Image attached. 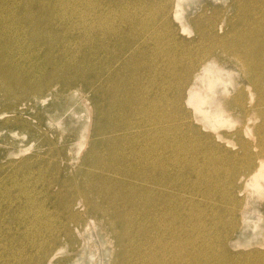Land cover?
Wrapping results in <instances>:
<instances>
[{
    "label": "rangeland",
    "instance_id": "374dc122",
    "mask_svg": "<svg viewBox=\"0 0 264 264\" xmlns=\"http://www.w3.org/2000/svg\"><path fill=\"white\" fill-rule=\"evenodd\" d=\"M58 1L61 4L57 5L62 9L53 5ZM63 1L18 0V10L21 12L18 13L19 37H12L11 41L5 44L7 54L0 60V85L9 87L8 91L0 87V264H149L153 257L159 256L157 259H161L157 244L155 248L148 246L150 243L147 233L151 228L153 230L155 226H160L158 223L147 221L149 226L146 227V220L133 221L131 216H128L126 220L129 226L126 227V220L116 217L118 208L132 211V206L130 209L129 204L123 202L127 195L125 190L132 177L139 178L135 182L137 186H142V190L147 188L143 186L153 181L156 195L167 197L161 204L162 207L169 208L172 203L175 204V198L179 197L182 205L193 212L194 219L187 222L177 219L174 222L176 215L171 211L167 217V224L175 223L176 227H180L182 232L176 240L179 242V239H182L180 242L183 244L189 242L185 231L194 232V227L198 229L192 238L193 243L188 245V250L193 253L192 258L183 253L185 256H180V263L183 259L185 264H264V163H261L264 159V102H259L261 96L264 98V88L254 85L255 77L264 73L256 64L247 69L245 67L247 61L252 60H245L248 57L245 53L252 45L249 33L256 34L255 37L262 42L255 51L260 50L259 57L264 58V27L258 28V25L254 24L259 19H264V14L262 15L259 9L262 3L257 0ZM177 4H180L179 8ZM99 6L104 8L99 10ZM132 8L135 12L143 8L144 11L137 12V16ZM169 10H173L172 13H167V16L171 14L168 17L172 25L167 24L166 27L163 26V17ZM123 11L130 15L127 16ZM103 15L109 18L106 19ZM154 20L159 22H152ZM40 21L43 23L40 24ZM9 23L11 27L14 26L11 20ZM44 27L54 28L50 30L51 28ZM168 27H173V32H168L172 30ZM97 28L101 30L98 31ZM33 30L36 33V30L43 34L50 33L52 36L49 34L50 37L44 41L53 42L54 45L48 48L44 42L40 43L41 41L35 39V34H32ZM154 30L157 32H152ZM71 31L74 34H71ZM88 32L91 33L88 35ZM83 34H86L85 37ZM159 38L161 39L158 40ZM126 45H131L132 48H124ZM184 46H188V52L192 53L191 55L187 52L185 58L188 60L191 55L192 59L187 61L183 57V66L181 62L177 66L175 62L178 52ZM169 48L173 50L170 55L167 53ZM64 49L68 60L71 59L74 63L70 61L56 65L58 69L61 66L66 71L64 80L62 70L57 71L55 78L49 79V71L55 67V59L65 61L63 55H60ZM174 52L177 55L174 56ZM251 55L252 53L249 56ZM200 58H204L201 65L206 78L200 81L198 87L205 98V104L204 109L197 113L195 105H189L185 94L177 91V88L185 72L187 73V63L196 59V66ZM169 60L173 61L169 63ZM142 64L145 66H141ZM3 68L13 71L18 80H11L10 74L3 73ZM73 68L80 73L72 71ZM146 69L157 70L159 73L162 71L164 74H156L155 79L157 82L163 80L161 84L165 87L161 84L142 82L149 92L148 99L152 98L150 102L144 103V108L154 120L145 121L142 115H138L140 120L134 126L133 136L130 138V133L125 135L124 142L121 138L122 130L127 134L124 124L128 123L131 113L123 115L122 108L128 106L125 100V95L128 94L126 92H133L136 83L135 80L132 81V86L125 80H131L130 78L140 71L145 70L147 73ZM171 70L175 71L172 73ZM251 75L254 76L252 79ZM110 78V81L114 80L115 85L106 84ZM96 79L99 89H96L97 85L89 86L84 82ZM22 81L26 84H22ZM262 82L264 83V80ZM125 83L127 89H124ZM110 86L112 90H108ZM39 87L43 89L41 94L36 92ZM137 94L138 92H133L129 97L138 100ZM156 96L158 98L152 101ZM111 98L115 99L114 105L119 108L105 112V107L112 105ZM204 114L215 116L217 121L206 120ZM106 123L111 126L108 129H111L97 135L99 126ZM149 129L150 136L147 132ZM120 148L122 153L118 155ZM103 181L105 187L114 186L120 190L116 200L112 199L113 195H108L109 190L103 194ZM207 191L213 193L216 199L208 197ZM139 193L144 194L143 191ZM146 201L140 197L133 202L137 210L146 211ZM194 204L199 205L194 208ZM200 210L203 221L197 223L194 215ZM164 225L162 223L160 228ZM138 229H142L141 232ZM160 238L170 239L164 234H160L158 240ZM208 240L209 245L206 246ZM169 241L166 253L175 250L172 246L176 242L172 238ZM32 245L35 246L32 248ZM147 246L150 251L146 249ZM9 247L14 251H9ZM151 251L155 253L152 254ZM150 252L152 260L141 261L139 256L143 257ZM170 257L169 253L167 260H170Z\"/></svg>",
    "mask_w": 264,
    "mask_h": 264
},
{
    "label": "bare ground",
    "instance_id": "6f19581e",
    "mask_svg": "<svg viewBox=\"0 0 264 264\" xmlns=\"http://www.w3.org/2000/svg\"><path fill=\"white\" fill-rule=\"evenodd\" d=\"M66 0H64L63 2H65ZM75 1V0H74ZM77 1H79V0H77ZM100 1V0H99ZM130 1V0H129ZM167 1H169V0H166V2ZM25 2V1H24ZM38 2V1H37ZM40 2H42V1H40ZM45 2V1H44ZM70 2V1H69ZM82 2H84V0H82ZM86 2H87V0H86ZM113 2V1H112ZM111 2V3H112ZM126 2H128V1H126ZM257 2H261L262 3V5L260 6V13L263 15L264 14V0H257ZM256 2V3H257ZM47 3V2H46ZM57 3H60L59 1L58 2H56V4H53L54 6L55 5H57ZM71 3V2H70ZM69 3V4H70ZM105 3V2H104ZM104 3H103V5H104ZM122 3V2H121ZM135 4H136V2H134ZM138 3V2H137ZM141 3V2H140ZM144 2H142V4H143ZM147 3H149V2H147ZM153 3V2H152ZM171 3V2H170ZM260 3V4H261ZM19 4H20V2H19ZM33 4V3H32ZM42 4V3H41ZM61 4V3H60ZM76 4H77V2H76ZM82 4V6H84L83 5V3H81ZM85 4V3H84ZM92 4H93V2H92ZM99 4V3H98ZM110 4V3H109ZM123 4V3H122ZM130 4V3H129ZM132 4V3H131ZM156 4V3H155ZM167 4V3H166ZM74 5H75V3H74ZM88 5H89V3H88ZM91 5V4H90ZM89 5V6H90ZM101 5V4H100ZM119 5V4H118ZM138 5V8H139V4H137ZM141 5V4H140ZM147 5V4H146ZM150 5H151V3H150ZM149 5V6H150ZM164 6H165V4H163ZM21 6V5H20ZM23 6V5H22ZM57 6H59L60 7V5H57ZM86 6V5H85ZM107 6V5H106ZM126 6H128V5H126ZM145 6V5H144ZM143 6V7H144ZM179 6H180V4H177V8H179ZM253 6H255V5H253ZM40 7V6H39ZM49 7V6H48ZM62 7H64L63 5H62ZM68 7V6H67ZM71 8L70 9H72V11H73V8H72V6H70ZM76 7H78V5L76 6ZM79 7H81L80 6V2H79ZM88 7V6H87ZM101 7H103V6H101ZM100 6H99V10H100V8H101ZM109 7V6H108ZM122 7V6H121ZM148 7V6H147ZM146 7V8H147ZM18 0H0V54H3L2 56H0V60H1V58H3V57H5V55L7 54V50H6V43H8L9 41H11V39H12V37H15V38H17L18 39V17H20L19 15H18V13L20 14L21 12H20V10H18ZM54 8V7H53ZM52 8V9H53ZM55 8H56V6H55ZM61 8V7H60ZM69 8V7H68ZM84 8V7H83ZM104 8V7H103ZM110 8V7H109ZM114 8V7H113ZM118 8V7H117ZM142 8V7H141ZM164 7H162V9H163ZM251 8V7H250ZM34 9V8H33ZM43 9V8H42ZM62 9V8H61ZM61 9H58V10H61ZM107 9V8H106ZM115 9V8H114ZM121 9V8H120ZM124 9V8H123ZM127 9V8H126ZM126 9H124V10H126ZM135 9H136V7H135ZM140 9V8H139ZM166 9V8H165ZM44 10V9H43ZM82 10V9H81ZM96 10V9H95ZM94 10V11H95ZM108 10V9H107ZM113 10V9H112ZM132 10H133V8H132ZM131 10V11H132ZM137 10V9H136ZM143 11H144V8L142 9ZM141 10V11H142ZM148 10H149V7H148ZM158 10V9H157ZM160 10V9H159ZM158 10V11H159ZM19 11V12H18ZM24 11V10H23ZM78 11V10H77ZM119 11H121V10H119ZM129 11V10H128ZM134 11V10H133ZM132 11V12H133ZM140 11V10H139ZM139 11H137L138 13H139ZM141 11H140V13H141ZM151 11V10H150ZM149 11V12H150ZM154 11V10H153ZM160 11H162V10H160ZM159 11V12H160ZM177 11V10H176ZM251 11V10H250ZM67 13H68V11H66ZM74 12V11H73ZM82 12V11H81ZM89 12V11H88ZM91 12V11H90ZM92 12H93V10H92ZM101 12V11H100ZM110 12H111V10H110ZM116 12H118V10L116 11ZM124 12V11H123ZM122 12V13H123ZM130 12V11H129ZM135 12V11H134ZM137 12H135V13H137ZM172 13L173 12V10H169L168 12L166 11L165 12V14H164V12H163V14L165 15L163 18V20H164V25L163 26H166L167 27V24H171L170 23V21H169V17L168 16H170V15H168L167 16V13ZM104 14H105V12H103ZM108 13V12H107ZM107 13H106V15H107ZM119 13V12H118ZM122 13H120V15L122 14ZM125 14H126V12H124ZM138 13L136 14L137 16H138ZM144 14H145V12H143ZM151 13V12H150ZM158 13V12H157ZM27 14V13H26ZM25 14V15H26ZM57 14V16L59 15L58 14V12L56 13ZM65 14V13H64ZM75 14H77L76 12H75ZM92 14V13H91ZM94 14V13H93ZM92 14V15H93ZM129 15H130V13H128ZM143 14V15H144ZM160 14H162V13H160ZM37 15V14H36ZM70 15H72L71 14V12H70ZM79 15V14H78ZM81 15V14H80ZM87 14H85V16H86ZM98 15V14H97ZM109 15V14H108ZM113 15V14H112ZM115 15H116V13H115ZM127 15V14H126ZM126 15H123L124 17L126 16ZM129 15H127V16H129ZM136 15H134L135 17H137ZM174 15H175V13H174ZM39 16V15H38ZM88 16V15H87ZM110 16V15H109ZM116 16H118V15H116ZM146 16H147V14H146ZM146 16H145V18H146ZM148 16H149V13H148ZM148 16H147V18H148ZM167 16V17H166ZM177 16V15H176ZM65 17V16H64ZM63 17V18H64ZM67 17H68V15H67ZM67 17H65V18H67ZM70 17V16H69ZM68 17V18H69ZM74 17V16H73ZM78 17V16H77ZM80 18H81V16H79ZM84 17V16H83ZM82 17V18H83ZM97 17V16H96ZM101 18H102V14H101V16H100ZM103 17L104 18H106L105 17V15H103ZM111 17V16H110ZM114 17V16H113ZM119 17V16H118ZM143 16H142V14H141V18H142ZM71 18H72V16H71ZM92 18V17H91ZM100 18V19H101ZM107 18H109V17H107ZM106 18V19H107ZM121 18H122V15H121ZM121 18H120V20H121ZM127 18V17H126ZM131 18H133V17H131ZM147 18H146V20H147ZM168 18V19H167ZM21 19V18H20ZM30 19V18H29ZM49 19V18H48ZM61 19V18H60ZM93 19V18H92ZM99 18L97 17V20H98ZM105 19V20H106ZM119 19V18H118ZM127 19H129V17L127 18ZM126 19V20H127ZM134 20H135V18H133ZM144 19V18H143ZM9 20H11L12 21V23H13V25L14 26H10V23H9ZM22 20V19H21ZM61 20H63V19H61ZM68 20H70V19H68ZM74 20V19H73ZM80 20H82V19H80ZM86 20H87V18H86ZM104 20V19H103ZM111 20V19H110ZM109 20V21H110ZM114 20V19H113ZM117 20V18L115 19V21ZM120 20H118V21H120ZM123 20V19H122ZM145 20V19H144ZM144 20H143V22H144ZM151 20V19H150ZM24 21V20H23ZM22 21V22H23ZM78 21H79V19H78ZM85 21V20H84ZM93 21V20H92ZM96 21V20H95ZM94 21V22H95ZM108 21V20H107ZM106 21V22H107ZM115 21H114V23H115ZM131 21V20H130ZM148 21V20H147ZM69 22V21H68ZM77 22V21H76ZM75 22V23H76ZM82 22H83V20H82ZM89 22H91V21H89ZM122 22V21H121ZM142 22V21H141ZM140 22V23H141ZM151 22V21H150ZM152 22H156L155 20L154 21H152ZM157 22H159V21H157ZM156 22V23H157ZM20 23V22H19ZM26 23H27V21H26ZM43 22L42 21H40V24H42ZM61 23V22H60ZM72 23V22H71ZM70 23V24H71ZM78 23V22H77ZM83 23H85V22H83ZM111 23V22H110ZM110 23H108V24H110ZM139 23V24H140ZM144 23H147V22H144ZM144 23H141V24H144ZM79 24V23H78ZM93 24V23H92ZM108 24H106V25H108ZM122 24V23H121ZM120 24V25H121ZM140 24V25H141ZM254 24H256V25H258L257 27L258 28H261V27H264V19H259L258 21H256V22H254ZM77 25V24H76ZM96 25V24H95ZM101 25V24H100ZM105 25V26H106ZM118 24H116V26H117ZM128 25H129V23H128ZM168 25V26H169ZM172 25V24H171ZM253 25V24H252ZM26 26H28L27 24H26ZM42 26V25H41ZM58 26V25H57ZM60 26V25H59ZM69 26V25H68ZM73 27H74V25H72ZM86 26V25H85ZM90 26V25H89ZM102 26V25H101ZM101 26H99L100 28H102ZM104 26V27H105ZM110 26H112V25H110ZM110 26H109V28H110ZM126 26V25H125ZM145 26V25H144ZM156 26V25H155ZM40 27V26H39ZM70 27V26H69ZM72 27V28H73ZM84 27V26H83ZM108 27V26H107ZM128 27V26H127ZM139 27V26H138ZM153 27V26H152ZM158 27V25L156 26V28ZM24 28V27H23ZM44 28H51L50 30H53L52 28H54V27H44ZM57 28V27H56ZM60 28V27H59ZM62 28V27H61ZM68 28V27H67ZM81 28H82V26H81ZM85 28V27H84ZM100 28H97V29H99L98 31H100L101 29ZM108 28V29H109ZM113 28V27H112ZM129 28H130V26H129ZM137 28V27H136ZM142 28H143V26H142ZM145 28V27H144ZM149 28V27H148ZM169 28V27H168ZM171 28V27H170ZM170 28H169V30H170ZM173 28V27H172ZM171 28V29H172ZM21 29H22V27H21ZM33 29H35V28H33ZM76 29H78V28H76ZM92 29V28H91ZM91 29H90V31H91ZM105 29V28H104ZM104 29H103V31H104ZM114 29H115V27H114ZM118 29V28H117ZM139 29V28H138ZM155 29V28H154ZM20 30V29H19ZM27 30V29H26ZM68 30V29H67ZM70 30H72V29H70ZM74 30V29H73ZM83 30V29H82ZM85 30H87V29H85ZM111 30H113V29H111ZM118 30H120V29H118ZM117 30V31H118ZM160 30V29H159ZM175 30V29H174ZM24 31V30H23ZM37 31V33L35 32V30H33L32 31V34H35V39H37L38 41H41L40 43H42V42H44V44H47L46 46L48 47V48H51L53 45H52V43L53 42H50V41H44L45 39L47 40V37H50V33H46V34H43V33H40L38 30H36ZM80 31V30H79ZM94 31V30H93ZM92 31V32H93ZM109 31V30H108ZM114 31V30H113ZM127 31V30H126ZM248 31V30H247ZM68 32H69V30H68ZM81 32V31H80ZM84 32V31H83ZM82 32V33H83ZM116 32V31H115ZM123 32V31H122ZM140 32V31H139ZM148 32V31H147ZM152 32H154V33H156L155 32V30L154 31H152ZM168 32H173V29L171 30V31H168ZM250 32V31H249ZM253 32V31H252ZM251 32V33H252ZM21 33H23V32H21ZM85 33V32H84ZM89 33H91V32H88V35H89ZM98 33V32H97ZM108 33V32H107ZM119 33V32H118ZM162 33V32H161ZM248 33V32H247ZM50 34V35H49ZM71 34H74V33H72V31H71ZM87 34V33H86ZM85 34V35H86ZM100 34V33H99ZM103 34V33H102ZM138 34V33H137ZM143 34H145V33H143ZM150 34V33H149ZM152 34V33H151ZM158 34V33H157ZM174 34H176V33H174ZM174 34H173V36H174ZM263 35V41H264V33H262ZM64 35V34H63ZM68 35V34H67ZM80 35V34H79ZM84 35V34H83ZM85 35L83 36V37H85ZM153 35V34H152ZM256 35V34H255ZM255 35H253V34H248V37H249V39L251 40V42L250 43H252V45H250L249 47H250V49H249V51H248V49H247V51H246V53H245V55L246 56H248L247 58H245V60H247L248 58H251L252 60L251 61H247V65H245V67H246V69L247 68H249V67H254L253 65H255L256 64V67L259 69V68H261L262 69V71L261 72H263L264 73V58H260L259 57V55H260V50H257V51H255L258 47H259V43H262L261 41H259L258 40V38L257 37H255ZM22 36V35H21ZM25 36V35H24ZM52 36V35H51ZM156 36H158V35H156ZM156 36L155 37H152V38H156ZM165 36V35H164ZM168 36V35H167ZM172 36V37H173ZM258 36V35H257ZM261 36V35H260ZM57 37V36H56ZM63 37V36H62ZM100 37V36H99ZM121 37V36H120ZM146 37V36H145ZM159 37H160V35H159ZM161 37H162V35H161ZM176 37V36H175ZM24 38V37H23ZM102 38V37H101ZM171 38V37H170ZM169 38V39H170ZM174 38V37H173ZM81 39H82V35H81ZM87 39H88V37H87ZM118 39V38H117ZM150 39V38H149ZM148 39V40H149ZM161 38H159L158 40H160ZM163 39V38H162ZM166 39H168V38H166ZM176 39V38H175ZM60 40H62L61 38H60ZM82 40H84V39H82ZM113 40V39H112ZM143 40V39H142ZM155 40V39H154ZM154 40H153V42H154ZM177 40V39H176ZM71 41V40H70ZM77 41V40H76ZM75 41V42H76ZM144 41V40H143ZM150 41H152V40H150ZM149 41V42H150ZM166 41V40H165ZM170 41V40H169ZM172 41V40H171ZM28 42V41H27ZM79 42V41H78ZM148 42V41H147ZM158 42V41H157ZM25 43V42H24ZM58 43V42H57ZM109 43V42H108ZM139 43V42H138ZM137 43V44H138ZM161 43V42H160ZM170 43H172V42H170ZM177 43V42H176ZM19 44V43H18ZM21 44V43H20ZM23 44V43H22ZM60 44V43H59ZM101 44V43H100ZM136 44V45H137ZM142 44V43H141ZM163 44H164V42H163ZM169 44V43H168ZM167 44V46H169ZM172 44H175V43H172ZM26 45V44H25ZM67 45V44H66ZM135 45V46H136ZM143 45V44H142ZM162 45V44H161ZM193 45H195V44H193ZM36 46V45H35ZM138 46V45H137ZM156 47H157V45H155ZM154 46V47H155ZM163 46V45H162ZM174 46V45H173ZM180 46V45H179ZM178 46V47H179ZM33 47H34V45H33ZM56 47H58V45H56ZM62 47V46H61ZM77 47V46H76ZM169 47H171V46H169ZM22 48H23V45H22ZM21 48V49H22ZM28 48V47H27ZM26 48V49H27ZM74 48V47H73ZM122 48V47H121ZM124 48H129V49H131L132 48V46L131 45H126ZM151 49H152V47H150ZM149 48V50L151 51V49ZM157 48H159V47H157ZM161 48H164V47H161ZM173 48V47H172ZM185 48V49H184ZM191 48V47H190ZM20 49V50H21ZM29 49H31V48H29ZM60 49V48H59ZM68 49V48H67ZM74 49H76V48H74ZM81 49V48H80ZM175 49V48H174ZM177 49V48H176ZM153 50V49H152ZM156 50V52L158 51L157 49H155ZM159 50L161 51V49L159 48ZM181 51L180 52H178L179 54H178V57L176 58L177 59V62H175V63H177L176 65L177 66H179V63L181 62V61H183V57L185 58L186 56H187V52L190 50L189 48H188V46L187 47H182V49H180ZM3 51V52H2ZM19 51V50H18ZM22 51H24V49L22 50ZM28 51V50H27ZM55 51V50H54ZM61 51V50H60ZM64 51V52H63ZM62 51V53L60 54V55H63V59L65 60V61H63V60H57V59H55V61H54V65H55V67L52 69V70H50L49 71V79H51V78H55V75H56V73H58L57 71H61L62 70V72H64L65 70H63V68L60 66L59 67V69L56 67V65H58V64H60V63H70V61H71V59L70 60H68V56L66 55V53H65V51H66V49H64ZM105 51V50H104ZM167 51H169V52H167L168 54L170 53V48L167 50ZM173 51V50H172ZM171 51V52H172ZM255 51V52H254ZM2 52V53H1ZM13 52V51H12ZM131 52V51H130ZM129 52V53H130ZM149 52V51H148ZM165 52V51H164ZM193 53H195L194 51H192ZM197 52H198V50H197ZM22 53V52H21ZM45 53V52H44ZM43 53V54H44ZM76 53V52H75ZM96 53V52H95ZM153 53V52H152ZM173 53V52H172ZM174 53H176V52H174ZM189 54H191L192 55V53H190V52H188ZM250 53H252V55L251 56H249L250 55ZM254 53H255V55H254ZM16 54V53H15ZM56 54V53H55ZM74 54V53H73ZM72 54V55H73ZM159 54V53H158ZM162 54H164V53H162ZM196 54V53H195ZM194 54V55H195ZM26 55V54H25ZM33 55V54H32ZM45 55V54H44ZM57 55H58V53H57ZM57 55H56V58H57ZM94 55V54H93ZM152 54L150 53V57H152L151 56ZM160 55V54H159ZM164 55H166V54H164ZM170 55V54H169ZM175 55H177V53L176 54H174V56ZM191 55H190V57H191ZM193 55V56H194ZM96 56V55H95ZM167 56V55H166ZM74 57H75V55H74ZM150 57H149V60H150ZM154 57H155V54H154ZM153 57V58H154ZM160 57H162V55L160 56ZM159 57V58H160ZM189 57V59H192V58H190ZM199 57V56H198ZM204 57V56H203ZM52 58V57H51ZM50 58V59H51ZM61 58V57H60ZM59 58V59H60ZM100 58V57H99ZM153 58H151V59H153ZM155 58H157V55H156V57ZM164 58V57H163ZM163 58H161V60L163 59ZM170 58V57H169ZM195 58V57H194ZM193 58V59H194ZM204 58H206V55H205V57ZM204 58H200V60L199 61H197V65L195 66V61H196V59L195 60H192V62L190 63H187V67H186V71H187V73L185 72V76H184V78L182 79V80H180V83H178V85H180L178 88H177V91H179L180 93H184L185 94V98H186V100H187V102H188V104L189 105H195V107H196V111H197V113L199 112V111H201V110H203L204 109V104H205V98H204V96L203 95H201V92H200V90H199V83H200V81H203L205 78H206V74L203 72V68H202V62H204ZM74 59V58H73ZM171 59V58H170ZM186 60H187V58H185ZM188 59V60H189ZM53 60V59H52ZM109 60V59H108ZM157 60V59H156ZM164 60V59H163ZM187 60V61H188ZM8 61H9V59H8ZM74 61H75V59H74ZM110 61V60H109ZM158 61V60H157ZM170 62L169 63H171V61H173V60H169ZM259 61V62H258ZM7 62V61H6ZM34 62V61H33ZM32 62V63H33ZM72 62V61H71ZM106 62V61H105ZM151 62H153L152 60H151ZM156 62V61H155ZM166 62V61H165ZM164 62V63H165ZM72 63H74V62H72ZM104 63V62H103ZM119 63V62H118ZM136 63H137V61H136ZM146 63V62H145ZM148 63V62H147ZM154 63V62H153ZM161 63H162V61H161ZM183 62H181L180 64H182ZM134 64V63H133ZM140 64V63H139ZM174 64V63H173ZM161 65V64H160ZM160 65H159V67H160ZM168 65V64H167ZM166 65V66H167ZM186 65V64H185ZM100 66V65H99ZM141 66H145V65H141ZM174 66V65H173ZM181 66H183V64L181 65ZM115 67V66H114ZM148 67H149V65H148ZM152 67H154L153 65H152ZM152 67H151V69H152ZM171 67H172V65H171ZM175 67V66H174ZM157 68H158V63H157ZM166 68L167 67H165V69L164 70H166ZM47 69H49V68H47ZM94 70H95V68H93ZM97 69H98V66H97ZM121 69V68H120ZM151 69H149L150 71H148L147 69V73H145L144 71V73L142 72V71H140L138 74H136L134 77L132 76L130 79L131 80H125V82L126 81H128L129 82V84H131L132 86H133V82L132 81H136V83L134 84V87H133V92H138V94H137V97H138V100L136 99V100H133L134 98L133 97H129V95L131 96L132 95V90H129V91H127L126 93H128L127 95H125V100L127 101V103L126 104H128V106L127 107H123L122 109H123V111H122V114L123 115H129L130 113V116H129V119H128V123H125L124 124V126L126 127V129H127V134H124V130H122L123 131V136L121 137L123 140H124V142H125V140H126V137H125V135H128L129 133H130V138L133 136V134H134V129H135V125L139 122V120H140V118H137L138 117V115H142L143 117H144V120L145 121H152V120H154L153 119V117L152 116H150V113L148 112V110H146L145 108H144V103L145 102H148L149 100H151V99H148L149 97V92L147 91V87H145V85H143L142 84V82L143 81H146V83L148 82V83H151V84H154V85H160L161 84V82L163 81V80H161V82H157L156 81V79H155V75L157 74L158 75V73H159V71H157L156 69V71H152ZM173 69V68H172ZM181 69H182V67H181ZM94 70H92V72H94L95 73V71ZM160 70V69H159ZM56 71V72H55ZM72 71H74V72H76V73H80V72H78V70L76 71L75 70V68H73L72 69ZM108 71V70H107ZM169 71H170V69H169ZM172 71V70H171ZM175 70H173L172 71V73L174 72ZM208 71H209V69H208ZM256 71H257V69H256ZM7 72V74H10V78H11V80H14V79H17L16 78V76L13 74V71H11V70H9V69H7V68H3V73H6ZM66 72V71H65ZM65 72H64V76H62V79L64 80V77L66 76V74H65ZM67 72H70V71H67ZM100 72V71H99ZM110 72V71H109ZM163 72H166V71H163ZM167 72H168V69H167ZM48 73V72H47ZM102 73V72H101ZM160 73H162V71L160 72ZM159 73V74H160ZM177 73V72H176ZM262 73V74H263ZM70 74V73H69ZM127 74V73H126ZM162 74H164V73H162ZM166 74V73H165ZM36 75V74H35ZM58 75V74H57ZM80 75H82V74H80ZM122 75H123V72H122ZM170 75H172V74H170ZM177 75V74H176ZM257 74H255V76H256ZM8 76V75H7ZM70 76V75H69ZM102 76H103V73H102ZM125 76V75H124ZM162 76V75H161ZM161 76H159V77H161ZM252 76V75H251ZM72 77V76H71ZM119 77V76H118ZM122 77V76H121ZM127 77V76H126ZM125 77V78H126ZM254 76H252L251 77V79L253 78ZM262 77H264V74L263 75H261V73H260V75H257V77H255V79H256V81L254 82V80H253V82H254V85L256 86V87H259V88H264V83L262 82V80H264V79H261ZM129 78V77H128ZM127 78V79H128ZM134 78V79H133ZM162 78V77H161ZM160 78V79H161ZM48 79V80H49ZM71 79V78H70ZM69 79V80H70ZM74 79V78H73ZM83 79V78H82ZM159 79V80H160ZM163 79V78H162ZM166 79V78H165ZM168 79V78H167ZM18 80V79H17ZM32 80V79H31ZM102 80V79H101ZM111 80V78L110 79H107V82L108 83H106L107 85H115V83H113L114 82V80H113V82L112 81H110ZM166 81V80H165ZM85 83H86V85H97V87H98V83H97V79L96 80H89L88 82H86V81H84ZM101 82V81H100ZM117 82H119V81H117ZM169 82H170V80H169ZM12 83V82H11ZM22 84H26L24 81H22L21 82ZM104 83H105V80H104ZM123 83H124V81H123ZM145 83V82H144ZM145 83V84H146ZM70 84V83H69ZM101 84V83H100ZM77 85V84H76ZM107 85H105V86H107ZM135 85H136V87H135ZM153 85V86H154ZM163 87H165L163 84H161ZM167 86L168 85H170V83L169 84H166ZM102 86V85H101ZM101 86H100V88H101ZM104 86V85H103ZM112 86H110L111 88L110 89H108V90H112ZM123 86V85H122ZM173 86V85H172ZM0 87H3L5 90H9V87H6V86H4L3 84L2 85H0ZM31 87V86H30ZM37 87V86H36ZM64 87H66V86H64ZM96 87V89H99V87L97 88ZM116 86H114V88H115ZM124 89H127V87H126V83H125V85H124ZM149 87V86H148ZM170 87V86H169ZM103 88V87H102ZM150 89L152 88L151 86L149 87ZM148 88V89H149ZM156 88H157V86H156ZM162 88V87H161ZM32 89V88H31ZM33 89H34V87H33ZM105 89V88H104ZM143 89H145V90H143ZM42 88L41 87H39V88H36V92L37 93H39V94H41L42 93ZM107 90V89H106ZM107 90V92H109ZM165 90H167V89H163V91H165ZM169 90V89H168ZM35 92V91H34ZM36 94V93H35ZM104 94H105V92H104ZM107 94V93H106ZM109 94V93H108ZM74 95V94H73ZM113 97H115V95L113 96ZM158 97L156 96V97H153V100L152 101H154V100H156ZM106 99H107V97H106ZM110 99V98H109ZM151 101V102H152ZM106 102V101H105ZM104 102V103H105ZM133 102H135V103H133ZM150 102V101H149ZM259 102L262 104L263 102H264V98L261 96V98L259 99ZM100 103V102H99ZM110 103H112V105L110 104V105H105L106 107H105V112H109V111H115L116 109H118L119 108V106H115L114 105V103H115V99L114 98H111V102ZM103 104V103H102ZM153 105H155V104H153ZM125 106V105H124ZM88 108V110L90 109L89 108V106L87 107ZM153 109V108H152ZM133 114V115H132ZM132 115V116H131ZM103 116V115H102ZM202 116V115H201ZM204 116V118H206V120H210V121H217L216 120V117H215V119H214V117L213 116H211V115H209V114H204L203 115ZM108 127H111L109 124H105V125H102V126H99V129H100V131L98 132V134L97 135H100V133L101 132H103V131H105V130H110L111 128H109L108 129ZM149 131H150V129L147 131L148 132V135L150 136V134H149ZM151 132V131H150ZM103 134H106V133H103ZM154 136V135H153ZM86 138H87V136H86ZM89 139V138H88ZM121 139V140H122ZM86 141V140H85ZM120 153H122V148H120V150H118L117 151V154L119 155ZM121 155V154H120ZM261 163L263 164L264 163V159L263 160H261ZM197 165V164H196ZM158 165H155V167H157ZM188 166V165H187ZM195 167V166H194ZM194 167H192V168H194ZM128 169H129V167H128ZM127 169V170H128ZM197 170V169H196ZM130 171H131V169H130ZM194 173V172H193ZM195 173H196V171H195ZM196 175V174H195ZM132 180L131 181H129L128 183H129V186H127V189L125 190V193H127V195L125 196V201H123V202H125V204H129V208L131 209V206H132V211H130V210H128V209H123L122 207L121 208H118L117 210H116V217L117 218H122V219H124V220H126V218L128 217V216H131V218H132V220L133 221H137V220H146V227L147 226H149V225H147V221H151V222H153V223H158L160 226L162 225V223H164L165 225L163 226V227H161L160 228V226H158V227H156L155 225H153V228H154V226H155V228L152 230V228H151V230L147 233L148 234V241H149V243H150V245H148V246H150V248L152 247H154V246H156V244H157V248L159 247V250L157 251V252H159V255H160V258L161 259H157L158 257H153V260H152V258H151V252H150V254H144V256L142 257L141 255L139 256V258L141 259V261L142 260H146V259H151L152 261H149V264H185V262L183 261V259L181 260V263H180V256H185V254H183V253H187V255L186 256H188L189 258H192V255H193V253L191 254V252L188 250L189 248H188V245H190V244H192L193 243V241H192V238L194 237V233H195V231L196 230H198L196 227H194V232H191V231H185V235H186V237L188 238V240H189V242L187 243H184L183 244V242L181 243L180 242V240H182V239H179V242L176 240V238L177 237H179V233L180 232H182V231H180V227H176L175 225V223H172V224H167L168 223V216H169V212L171 211L172 213H174L175 215H176V217H174L173 218V220H174V222L175 221H177V220H183V221H185V222H187V221H189V220H192V219H194L193 218V212L191 211V210H187L188 209V207H185V206H183L182 205V202L180 201V198L179 197H176L175 198V204H173L172 203V205L169 207V208H164V207H162V203H163V201H165L166 199H167V197H165V196H157L156 195V193H155V190H154V188H153V181H150L149 183H148V185L147 186H143V188L144 187H147V188H145L144 190H142V186H137V184H136V182L135 181H137V180H139V178L138 177H132L131 178ZM111 181H114V180H112L111 179ZM5 182V181H4ZM7 182V181H6ZM104 182L105 181H103V186H104V188H105V190H103V194H106L107 193V191L109 190L110 192L108 193V195H113V198L112 199H115L116 200V198H118V193L120 192V190H118L116 187H114V186H106L105 187V185H104ZM223 182V181H222ZM169 184H171V182L169 181L168 182ZM5 185L7 184V183H4ZM3 184V185H4ZM4 185V186H5ZM8 185V184H7ZM9 186V185H8ZM171 186H173V185H171ZM224 187V186H223ZM4 188H7V187H4ZM9 188V187H8ZM13 188V187H12ZM198 188V187H197ZM198 189H200V188H198ZM221 189V188H220ZM8 190V189H7ZM12 189H10V191H11ZM25 190H26V188H25ZM122 190H124V189H122ZM201 190V189H200ZM203 190V189H202ZM210 190V189H209ZM208 190V191H209ZM214 190H215V188H214ZM224 190V189H223ZM225 190H226V188H225ZM228 190V189H227ZM119 191V192H118ZM140 191H143L144 192V194H140L139 192ZM198 191V190H197ZM196 191V192H197ZM207 191V192H208ZM210 191H212V192H214L213 191V189L212 190H210ZM199 192V191H198ZM226 192V191H225ZM0 193H1V191H0ZM2 193H3V191H2ZM5 193V192H4ZM3 193V194H4ZM7 193V192H6ZM209 193V194H208ZM208 193H206L207 194V196L208 197H214L215 198V196H214V194L213 193H211V192H208ZM9 194H10V192H9ZM25 194V193H24ZM197 194V193H196ZM226 194H227V192H226ZM6 195V194H5ZM5 195H4V197H5ZM23 195V194H22ZM216 195V194H215ZM229 195V194H228ZM17 196V195H16ZM18 197V196H17ZM141 197V200H147L146 201V205H147V209H146V211H143V209H140V210H137V207H136V205L134 204V200H138L139 198ZM8 198V197H7ZM6 198V199H7ZM11 198H13V197H11ZM10 198V199H11ZM21 198V197H20ZM25 198V197H24ZM106 198H108V197H106ZM223 198V197H222ZM225 198V197H224ZM2 199V198H1ZM26 199V198H25ZM27 199H28V197H27ZM186 199V198H185ZM210 199H213V198H210ZM216 199V198H215ZM226 199V198H225ZM227 199H228V197H227ZM3 200V199H2ZM9 199H7V201H8ZM12 200V199H11ZM18 200V199H17ZM108 201H109V199H107ZM6 201V200H5ZM6 201V202H7ZM215 201V200H214ZM9 202V201H8ZM194 202V201H193ZM197 202V201H196ZM195 202V203H196ZM5 203V202H4ZM10 203V202H9ZM13 203V202H12ZM23 203V202H22ZM215 203H216V201H215ZM24 204V203H23ZM25 204H27V203H25ZM5 205V204H4ZM3 205V206H4ZM13 205V204H12ZM30 205H32V204H30ZM127 205L124 207V208H126L127 207ZM198 205L199 204H194L193 205V207L194 208H197L198 207ZM3 206H2V208H3ZM7 206V205H6ZM24 206H27V205H24ZM29 206V205H28ZM13 207V206H12ZM16 208V207H15ZM25 208V207H24ZM30 208V207H29ZM28 208V209H29ZM9 209H10V207H9ZM31 209V208H30ZM36 209V208H35ZM12 210V209H11ZM18 210V209H17ZM39 210V209H38ZM137 210V211H136ZM29 211V210H28ZM37 211V210H36ZM223 211H225V210H223ZM222 211V212H223ZM32 212V211H31ZM43 212H44V209H43ZM33 213H34V211H33ZM31 214V213H30ZM217 214V213H216ZM221 214V213H220ZM31 215H33V214H31ZM38 215V214H37ZM219 216V215H218ZM223 216V215H222ZM194 217H195V219H197V223H199V222H201V221H203V220H201V210L198 212V214H195L194 215ZM30 218V217H29ZM45 218V217H44ZM220 218V217H219ZM32 219V218H31ZM177 219V220H176ZM214 219V218H213ZM216 219V218H215ZM223 219V218H222ZM2 220V219H1ZM4 220V219H3ZM2 220V221H3ZM218 220V219H217ZM24 221H26V220H24ZM216 221V220H215ZM126 222H127V224H126V227H128L129 226V222H128V220H126ZM213 223H214V221H212ZM0 223H2V222H0ZM4 223V222H3ZM30 223V222H29ZM28 223V224H29ZM138 223V222H137ZM6 224V223H5ZM25 224V223H24ZM28 224H25V225H28ZM149 224V223H148ZM204 224V223H203ZM214 224H216V223H214ZM222 224V223H221ZM2 225V224H1ZM0 225V226H1ZM45 225V224H44ZM151 225V224H150ZM201 225V224H200ZM217 225V224H216ZM215 225V226H216ZM219 225V224H218ZM214 226V227H215ZM6 227V226H5ZM145 227V230L146 231H148L147 229L148 228H146ZM204 227H206V225L204 226ZM8 228V227H7ZM10 228V227H9ZM142 228V227H141ZM1 229V228H0ZM4 229V228H3ZM216 229H217V227H216ZM216 229H215V231H216ZM132 230V229H131ZM140 230H142V229H140ZM139 229H138V231H140ZM202 230H203V227H202ZM208 230V229H207ZM210 230H211V228H210ZM213 230V229H212ZM29 231V230H28ZM27 231V232H28ZM35 231V230H34ZM133 231V230H132ZM134 231H135V229H134ZM209 231V230H208ZM219 231V230H218ZM230 231H231V229H230ZM8 232V231H7ZM12 232V231H11ZM141 232V231H140ZM140 232H138V233H140ZM197 232V231H196ZM201 232V231H200ZM204 232V231H203ZM206 232V231H205ZM143 233V232H142ZM145 233V234H146ZM184 233V232H183ZM214 233V232H213ZM221 233V232H220ZM146 234V235H147ZM160 234H164V236H168V238H172V240H174L176 243H177V245H173L172 246V248H174L173 250L174 251H172V253L170 252V251H167V253L165 252L166 250H167V248L169 247V244H170V239L169 240H164L163 238H160V240H158V237H159V235ZM182 234V233H181ZM209 234V233H208ZM228 234V233H227ZM141 235V234H140ZM200 235V234H199ZM203 235V234H202ZM212 235H215V234H212ZM229 235V234H228ZM136 236V235H135ZM182 236V235H181ZM208 236V235H207ZM219 236V235H218ZM15 237H16V235H15ZM202 237V236H201ZM186 238V239H187ZM33 239V238H32ZM178 239V238H177ZM216 239V238H215ZM1 240V239H0ZM27 240V239H26ZM30 240V239H29ZM185 240V239H184ZM187 240V241H188ZM196 240V239H195ZM8 241V240H7ZM28 242V241H27ZM125 242V241H124ZM143 242V241H142ZM153 242V243H152ZM213 242H215V241H213ZM218 242V241H217ZM6 243V242H5ZM9 243V242H8ZM28 243H30V241L28 242ZM139 243V242H138ZM144 243V242H143ZM146 243V242H145ZM144 243V244H145ZM173 243V242H172ZM171 243V244H172ZM18 244V243H17ZM36 244H38V243H36ZM35 244V245H36ZM40 244H44V243H40ZM46 244V243H45ZM44 244V245H45ZM53 244H55V243H53ZM52 244V245H53ZM206 244V246H208L209 245V240L205 243ZM215 244V243H214ZM2 245H5V244H2ZM2 245H1V247H2ZM13 245V244H12ZM16 245V244H15ZM24 245V244H23ZM30 245V244H29ZM28 245V246H29ZM35 245H32V248H33V246H35ZM39 245V244H38ZM51 245V244H50ZM11 246V245H10ZM24 246H26V245H24ZM47 246V245H46ZM49 246V245H48ZM47 246V247H48ZM147 246V247H148ZM4 247V246H3ZM2 247V248H3ZM40 247H41V245H40ZM39 247V248H40ZM44 246H42V248H43ZM51 247V246H50ZM49 247V248H50ZM171 247V246H170ZM10 248V247H9ZM8 248V249H9ZM12 248H13V246H12ZM31 248V247H30ZM37 248V247H36ZM35 248V249H36ZM145 248V247H144ZM155 248V247H154ZM7 249V248H6ZM52 249V248H51ZM147 250L149 249V247L148 248H146ZM171 249V248H170ZM4 250V249H3ZM11 250H13V249H11L10 248V250L9 251H11ZM146 250V251H147ZM209 250V249H208ZM8 250H7V252L8 253H11V252H9ZM14 251V250H13ZM149 251H150V249H149ZM2 252V251H1ZM142 252V251H141ZM145 252V251H144ZM166 253V255H165V253ZM222 252V251H221ZM3 253V252H2ZM38 253V252H37ZM36 253V254H37ZM56 253H58V252H56ZM138 253H140V252H138ZM148 253V252H147ZM153 253H155V252H152V254ZM171 254V257H170V260H167V255L168 254ZM195 253V252H194ZM211 253V252H210ZM261 253V252H260ZM1 254V253H0ZM6 254V253H5ZM141 254V253H140ZM143 254V253H142ZM250 254V253H249ZM2 255V254H1ZM35 255V254H34ZM33 255V256H34ZM139 255V254H138ZM253 255V254H252ZM251 255V256H252ZM258 255V254H257ZM3 256H5V255H3ZM12 256V255H11ZM10 256V257H11ZM208 256V255H207ZM222 256V255H221ZM221 256H219V257H221ZM1 257L2 256H0V259H1ZM13 257L14 258H16V256L15 255H13ZM169 257V256H168ZM210 257V256H209ZM217 257V256H216ZM223 257V256H222ZM247 257V256H246ZM255 257V256H254ZM260 257V256H259ZM258 257V258H259ZM262 257V256H261ZM260 257V258H261ZM33 258V257H32ZM137 258V257H136ZM156 258V259H155ZM182 258V257H181ZM223 258H225V257H223ZM248 258V257H247ZM256 258V257H255ZM3 259V258H2ZM7 259H9V257H7ZM212 259H214L213 258V256H212ZM252 259V258H251ZM10 260V259H9ZM18 260V259H17ZM195 260H196V258H195ZM199 260H201V259H199ZM223 260V259H222ZM226 260V259H225ZM228 260H230V259H228ZM248 260H250V259H248ZM6 261V260H5ZM154 261V262H153ZM218 261V260H217ZM259 261H261V259L259 260ZM258 261V262H259ZM2 262V261H1ZM145 262H148V261H145ZM208 261H206V263H207ZM230 262V261H229ZM249 262V261H248ZM251 262H252V260H251ZM17 263H18V261H17ZM136 263V262H135ZM138 263V262H137ZM143 263H144V261H143ZM226 263V262H225ZM224 263V264H225ZM228 263V262H227ZM231 263V262H230ZM6 264H7V262H6ZM141 264H142V262H141ZM146 264V263H145ZM201 264H203V262L201 263ZM233 264V263H232ZM249 264V263H248Z\"/></svg>",
    "mask_w": 264,
    "mask_h": 264
}]
</instances>
